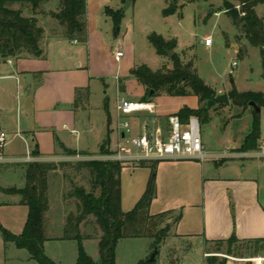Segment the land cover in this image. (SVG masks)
Returning <instances> with one entry per match:
<instances>
[{"label": "rangeland", "instance_id": "obj_1", "mask_svg": "<svg viewBox=\"0 0 264 264\" xmlns=\"http://www.w3.org/2000/svg\"><path fill=\"white\" fill-rule=\"evenodd\" d=\"M168 1L87 0L85 38L67 37L65 27L52 17L51 13L58 11V0H47L39 6L35 17L44 30L41 54H24L11 64L0 63V131L6 133V141L0 147V187L24 185L20 164L34 161V155L29 156L34 151L42 156L66 153L71 163H75L114 150L116 100L124 97L139 101L143 96L142 86L130 75L136 65L146 64L152 70L163 65L171 67V58L176 53L183 62L192 61L198 76L217 94L232 89L264 91L259 49L251 46L232 24L224 12L225 0H177V11L165 16L163 10ZM12 7L21 8L24 16L32 15L29 6L13 4ZM106 8L122 14L118 24L106 13ZM255 11L264 22V3L256 5ZM153 32L176 40V48L169 57L155 52L147 38ZM205 38L211 40L209 45L204 43ZM116 49L122 51L119 60L114 57ZM238 50L245 54L238 55ZM119 84L123 85L122 90ZM197 102L195 96L162 94L153 99L154 115L160 117L159 123L165 124L167 114L183 107L195 108ZM255 116L250 106L245 109L232 103L211 106L208 121L200 122V135L207 151L218 154L240 147ZM258 116L260 137L254 149L258 153L253 158L236 161L250 163L251 168L244 176L258 180L259 198L264 206V147L261 148L264 107ZM123 119L132 121L133 115L120 120ZM101 146L104 149L99 151ZM214 160L219 159H208L212 165H215ZM228 170L222 167L219 172ZM72 174L70 166H64L48 183L47 215L52 218L45 220V236L49 240L46 252L57 264H73L77 257L78 242L61 239L65 224L59 225L60 216L76 212L75 199L70 195ZM18 202V195L0 192V264H37L25 249L3 242L1 228L16 235L23 230L28 208ZM174 217L167 215L163 221L156 218L153 221L158 225L152 230L167 226V221ZM166 229L168 234L171 228ZM81 230L82 237L89 233L92 237L100 234L92 223L82 225ZM153 241L148 236L121 238L115 249V264H138L140 260L149 259L155 248ZM82 244L88 255L97 261V241L85 237ZM208 253L216 254L217 264H252L247 260L263 256L264 245L237 242L230 250L223 244L217 251L213 243L204 245L200 238L169 234L159 243L154 264H207L205 254Z\"/></svg>", "mask_w": 264, "mask_h": 264}, {"label": "trees", "instance_id": "obj_2", "mask_svg": "<svg viewBox=\"0 0 264 264\" xmlns=\"http://www.w3.org/2000/svg\"><path fill=\"white\" fill-rule=\"evenodd\" d=\"M45 1L47 0H0V63L8 59H17L24 54L35 56L41 54L40 41L44 30L38 25L35 15L39 6ZM86 1L58 0V11L51 13L52 17L65 27L66 36L69 38L74 36L85 38ZM243 2L241 7L243 15H240L228 0H225V13L248 43L259 49L261 77L264 79V22L255 11V6L263 4L264 0H243ZM13 4H19L20 7L29 6L32 15H22V9L12 7ZM177 9V0H169L163 14L165 16L173 14ZM105 11L112 17L115 24H118L122 14L110 8H106ZM147 38L160 56L167 55V51L175 49L177 45L175 39H165L155 32L150 33ZM237 54L243 56L245 51L238 50ZM171 60V67L163 65L157 70H152L146 64H140L131 69L130 75L144 88L141 101H152L162 94L172 97L195 96L198 99L196 108L183 107L175 114L182 122H186L191 116L197 117L199 122H207L209 119L207 100L212 95H216L215 89L198 76L192 61L183 62L176 53ZM119 89L122 90L123 85L119 84ZM228 98L230 103L243 109L249 106V102L264 107V91L240 92L232 89L228 92ZM255 114L249 133L238 147L240 152L254 150L258 146L260 124L258 114L256 112ZM65 152L74 153L71 150H65ZM38 154V151H34L31 155ZM146 163L140 161L137 165L145 166ZM156 164L157 161L150 162L151 172L146 188L129 211L121 209L120 173L124 167L123 163L90 159L75 163H57V165L38 161L20 164L24 174V185L22 187H0V192L18 195V203L28 208L27 217L19 235L1 228L3 242L13 243L18 249H25L29 258L37 264H57L44 251V243L47 240L44 232V217L49 207L48 175L58 165H68L73 170L69 183L72 187L70 195L75 199L76 212L68 215L65 233L61 239L71 238L78 242L77 257L73 264H115V248L121 238L148 236L154 239L153 247H158L167 235L168 223L167 226L153 231L152 229L158 225L153 220L157 218L163 221L171 212L156 215H150L148 212L150 203L156 195ZM179 218L180 212L177 213L173 222H177ZM90 223L95 225L100 232L97 261L88 255L82 244V240L85 237H92V234L89 233L82 237L81 226ZM237 242L263 246L264 238L239 241L231 235L228 239L214 241L213 244L218 251L223 244H227L230 250V246ZM206 263L217 264L218 259L216 256H207ZM138 264H154V262L143 259Z\"/></svg>", "mask_w": 264, "mask_h": 264}, {"label": "crops", "instance_id": "obj_3", "mask_svg": "<svg viewBox=\"0 0 264 264\" xmlns=\"http://www.w3.org/2000/svg\"><path fill=\"white\" fill-rule=\"evenodd\" d=\"M22 57L24 56L17 59ZM17 59H8L5 63L11 64ZM142 89L144 93L143 86ZM132 115L133 120L130 122L134 132L139 131V124L142 121L154 123L158 122L157 120L160 118L154 115V112H136ZM168 115L170 114H167L165 119ZM117 121L118 118L116 126ZM74 132L72 130V133ZM202 143L204 150L208 154H212L207 151L203 140ZM103 149L104 146L100 147L99 151ZM237 149L238 147H234L223 153L215 154L217 157L209 156L203 160L168 159L157 161L156 195L150 203L148 212L150 215H156L170 211L171 213L168 216H176L180 212V218L177 222H173L170 219L167 221L168 226L171 228L167 235L170 234L172 237L182 238H200L204 245L218 240H226L231 235H234L239 241L264 238V206L259 198L258 180L244 176L247 169L251 168L250 163L245 164L242 161H236V159L240 158H253L258 152H255V150L240 152ZM77 154L79 155V153ZM88 154L91 155L93 153ZM220 155L228 156L220 157ZM29 156L32 155L30 154ZM100 156H103V154L96 157ZM32 157L34 161L50 162L56 165L57 163L72 162L69 158L70 156H67L66 153H61L57 156L34 155ZM6 158L21 157L7 156ZM210 158H218L219 160H214L215 165H212L208 161ZM145 162H147L145 166L131 165L129 163L125 164L121 169V209L123 211L131 210L146 188L151 172L149 165L152 161L146 160ZM62 167L64 166L58 165L56 169L49 173L48 183L49 179L55 177V173ZM222 167L229 168L228 171L230 172H219ZM48 210L44 217V232L46 227L45 220L49 216L52 218L51 215H47ZM69 214L71 213H68L67 216L66 214L60 216L62 220L59 224L60 226L66 225ZM88 238H94L98 246V237ZM48 242L49 240H46L44 243V251L52 259L46 252V244Z\"/></svg>", "mask_w": 264, "mask_h": 264}, {"label": "built area", "instance_id": "obj_4", "mask_svg": "<svg viewBox=\"0 0 264 264\" xmlns=\"http://www.w3.org/2000/svg\"><path fill=\"white\" fill-rule=\"evenodd\" d=\"M231 6L240 15L244 12L241 7L243 0H228ZM226 9H224V12ZM204 43L209 45L211 40L205 38ZM115 58L118 60L122 56V51L115 50ZM155 104L152 101H133L124 97L116 100L115 111L118 118L116 133V148L109 153L91 159L109 160L120 163H138L140 161H158L168 159H200L206 157H217L215 154H208L203 147L200 135V122L197 117L191 116L186 122H182L176 114L166 117V124L159 122L149 123L142 121L139 124V131L134 132L130 121L123 119L136 112L153 113ZM6 141V134L0 132V147ZM264 143L261 144V148ZM228 155H220L227 157ZM90 160V159H89ZM208 253L205 256H213ZM216 256V254H215ZM231 258V257H230ZM237 260V259H235ZM247 261L252 264H264V255L255 256Z\"/></svg>", "mask_w": 264, "mask_h": 264}, {"label": "water", "instance_id": "obj_5", "mask_svg": "<svg viewBox=\"0 0 264 264\" xmlns=\"http://www.w3.org/2000/svg\"><path fill=\"white\" fill-rule=\"evenodd\" d=\"M173 52H174V50H168L167 51V56L169 57ZM216 103H220V104H223V105H226V106L229 105L230 104V100L228 98V94L227 93H222V94L212 95L210 97V99L207 100V107L210 108L211 106H213ZM249 106L253 107L254 111L257 114L260 113V108L261 107L256 105L254 102H249ZM101 148H102V146H101ZM156 254H157V247L154 248V251L150 255L148 260L150 262H154Z\"/></svg>", "mask_w": 264, "mask_h": 264}]
</instances>
